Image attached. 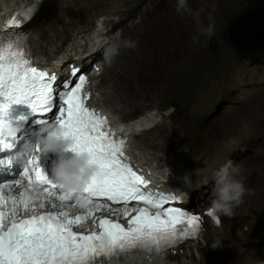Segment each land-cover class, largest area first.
<instances>
[{
    "label": "snow or ice",
    "instance_id": "obj_1",
    "mask_svg": "<svg viewBox=\"0 0 264 264\" xmlns=\"http://www.w3.org/2000/svg\"><path fill=\"white\" fill-rule=\"evenodd\" d=\"M6 23L9 29H18L23 21L12 18ZM79 72L73 68L71 76ZM56 81L55 74L31 66L18 32L0 38V126L9 124L10 105L27 104L40 117L38 124L56 122L62 135L72 141L70 150L86 152L98 169L83 191L68 192L46 177L39 155L26 145L16 160L22 166L19 177L27 185L17 178L0 183V209L11 206L10 217L0 210V264H103L101 258L133 250L158 253L195 238L202 227L201 215L164 207L172 202L170 197L142 190L149 182L125 161V140L114 138L107 118L86 106V76L65 80L59 91ZM8 138L12 137L0 132V151L12 148ZM16 186L22 189L18 196L12 194ZM104 201L122 205V213L114 208L116 219L100 218L98 225L94 221L86 229V219L109 207ZM77 208L86 210V215L72 214ZM206 215L219 223L210 208ZM121 216L126 225L120 222Z\"/></svg>",
    "mask_w": 264,
    "mask_h": 264
},
{
    "label": "rangeland",
    "instance_id": "obj_2",
    "mask_svg": "<svg viewBox=\"0 0 264 264\" xmlns=\"http://www.w3.org/2000/svg\"><path fill=\"white\" fill-rule=\"evenodd\" d=\"M69 1V13L65 22L70 26V36L63 37L65 40L62 45H59L57 40L55 44H50L39 38L36 28L40 24V15L37 11L49 8L46 16L50 20L62 4L66 6L65 0H41L34 5L35 16L34 12H31L27 17L24 31L27 32L28 41H34V51H39V54L34 53V57L40 59L42 53L46 57L57 56L58 59L54 62H62L63 65L66 61L73 62L71 64L79 63L83 70L88 72L92 70L90 61L99 57V68L107 64L113 69L115 67L112 65L116 63H119V66L132 65L136 69L133 82L143 95L140 100H134L138 108H126L118 95L107 105L110 110L121 111L125 122L151 111L156 119L150 128L156 124H164L163 128L178 129L179 133L190 127L199 133L222 114L230 117L243 110L246 113L245 118H248L244 125L247 126L253 123L251 112L256 113L262 117L261 123L258 124L261 128L254 134L246 135L244 138H247V141L238 143L236 150L241 162L257 165L255 170L264 172V49L259 51L260 53L256 52L259 56L253 59L244 57L232 45L227 30L234 21L236 12L247 9L248 0H187L190 11L181 13L176 11V0ZM92 17L93 20L85 23ZM209 27L212 29L211 35L201 31ZM50 28L47 33L53 37L55 30ZM137 31L144 32L139 41L142 45L150 47L149 60L155 64L154 69L145 68L144 63L139 71L134 57L130 59L126 51L121 56L123 40ZM98 32H102L104 38H98ZM91 38L98 40V43L85 48V40ZM103 39L104 43L119 45L117 54L111 60L106 58L105 54L98 55L97 58L90 57L89 60H84L78 54L74 56V60L67 56L71 54L67 50L73 42L80 53H91ZM212 44L215 49L211 48ZM25 47L29 52L28 42ZM137 77L138 80L135 81ZM106 78L108 76L105 69L100 76L95 77L93 84H99L101 90L105 88L104 90L110 91ZM100 105L102 106L101 103ZM188 110L194 115L191 121L186 116ZM115 118L121 116L116 113ZM158 128H153L154 135L160 133ZM177 139L179 146H176L173 152L164 153L166 157L162 162L155 159L150 149H146L143 155L145 161L148 158L154 161L151 168L156 167L157 163L160 164L159 171L166 175L162 179L170 183L180 180L186 189L189 170L178 165L185 144L182 136ZM130 140L135 141V138ZM234 148L235 146L232 150ZM213 162L215 160L206 165H199L198 168L214 170L216 163ZM211 166L213 169H210ZM253 181L254 178L249 179V183ZM222 217L225 219L224 215Z\"/></svg>",
    "mask_w": 264,
    "mask_h": 264
},
{
    "label": "bare ground",
    "instance_id": "obj_3",
    "mask_svg": "<svg viewBox=\"0 0 264 264\" xmlns=\"http://www.w3.org/2000/svg\"><path fill=\"white\" fill-rule=\"evenodd\" d=\"M37 1L0 0V23L3 21L6 23L9 19L13 18L15 14L18 15L17 10L24 14L23 16H17L19 20L24 22L27 20V17L30 16L31 12H34V5L38 3ZM65 4L66 6L63 4L61 5L50 20H48L46 16V12L49 8L47 10L40 9L37 11L38 15H40L38 17L40 24L36 30L39 32V38L41 40H45L50 44H55L57 40L59 41V45H62L65 40L63 37L70 36V26L65 22L67 14L69 13L68 7L70 1L65 0ZM91 20H93V17L86 20L85 23ZM59 25H61V27H59ZM25 27L26 26L23 27L24 31ZM49 27H51V30H55L53 37L49 36L47 33ZM24 34L27 35V32H24ZM143 34L144 32L137 31L130 37L124 39L121 51V56L122 53L126 51L130 59L134 57L135 62L139 66V71L140 66L144 63L147 69H154L155 65L149 60L150 47L142 45L139 41V37ZM2 35L3 32L0 30V36ZM98 38H104V34L98 32ZM97 43L98 40L91 38L85 40L84 45L85 48H87V46ZM128 44L133 46L129 47L127 46ZM34 45V41H28L29 53L33 61L31 62L32 66L38 69L43 67L49 71H54L55 74L58 73L61 75H66L70 68H75V64L72 66L70 65L73 63L71 61H66L64 65L62 62H54V60L58 59L57 56L46 57L43 53L42 55L40 53V59L34 57L35 52L39 54V51H34ZM76 46L75 42H73L71 47L67 50V52H71V54L67 56L74 60V56L78 54L84 60H89L90 57L97 58L98 55L103 56L106 49L110 46V43L107 44L101 41L99 48L91 53H88V51H82V53H80ZM64 52L66 51L64 50ZM37 60L42 62H37ZM119 65V63L112 65V67H115L113 69L108 67L107 64L104 65V70L106 69L108 76L106 80L110 84V91L104 90L105 88L101 90V86L98 84L93 93L89 94L91 103L97 106H101L100 103L102 104L101 108L103 112L107 114L110 122H125L123 120L124 115L121 111L118 109L110 110L107 107V105L114 100L115 95L119 96L121 103L126 105V108L134 107V109L138 108L134 100H140L141 96H143L142 93L136 89V83L133 82L136 69L132 65ZM99 70V67L97 69H92L91 73L96 75L99 73ZM143 74L149 78L151 77L146 72H143ZM94 80L95 78L91 82V87L96 86L93 84ZM137 80L138 77L135 81ZM96 95L99 96L96 97ZM116 113L119 114L121 118H115ZM251 115L253 117V123L244 126L248 118H245L246 113L243 112V110H239L230 117L226 114H222L212 120L208 127L199 133L192 127L179 133L178 129L171 127L163 128L164 124H156L153 128L156 126L159 127L160 133L154 135L152 133L153 128L150 127L153 126L154 119L156 118L151 114V111L129 122H125L126 125H118L120 136H128L126 144L129 146V150L126 156L133 164L145 168L151 180L158 186H165L170 184V182L162 179V177L166 175L162 171H159L158 168L160 164L157 163L156 167L151 168L154 161L151 158L145 161V155H143L144 151L150 149L153 151L155 159L162 162L166 157L164 153L167 151H175V147L179 146L177 138L179 136L183 137L185 144L184 151L180 153L179 164L175 163V165L178 164L179 167L189 170L188 186L186 189L183 188L180 180H175L171 183H175L179 188L181 204L187 205V207H185L186 209H206V207H209L212 191L210 173H212L213 170H209L208 168L200 170L198 168L199 165H206L215 160L213 163H216V168H218L225 160L231 159L233 162L241 164L246 170L244 173V182L246 188L251 191L243 196L238 205L233 206L232 216L229 217L224 215V219L222 215H219V228L213 227L209 223L210 221L206 219L204 221L205 227L199 232L197 239L193 240L190 238V241H186L175 249H171L165 253L164 257H162L165 264H264V172H257L255 170L257 165L241 162L236 150V145L238 143L241 144V142L247 141V138H244L246 135L249 136L254 134L261 128L258 124L261 123L262 117L252 112ZM186 116L190 121L194 117L193 113L189 110L186 112ZM184 121L186 122V119H184ZM130 138H135V141H131ZM233 146H235V148L232 150ZM210 169H213V167L211 166ZM250 178H254L252 183H249ZM171 188H173V186ZM156 261L157 260H153L152 263ZM127 264H146V261L143 259H136Z\"/></svg>",
    "mask_w": 264,
    "mask_h": 264
},
{
    "label": "clouds",
    "instance_id": "obj_4",
    "mask_svg": "<svg viewBox=\"0 0 264 264\" xmlns=\"http://www.w3.org/2000/svg\"><path fill=\"white\" fill-rule=\"evenodd\" d=\"M175 7L178 13L190 11L187 6V0H176ZM201 31L205 32L207 35H211L212 29L209 27L208 29H203ZM127 46L131 47L133 45L128 44ZM118 48V44H111L106 49V58L111 59L115 56L118 52ZM17 131L18 128L11 124L0 126V132L8 137H14L17 134ZM37 137V143L28 149L33 155H39L41 152L60 154L52 170L56 183L61 185L63 189L68 192L79 193L83 191L85 186L98 171L96 165L90 162L89 155L86 152H73L74 155L70 158H66L63 153L70 150L72 141L62 135L61 129L56 122L40 125ZM37 148L39 149V152L36 151ZM245 171L246 170L241 164L235 163L231 159L225 160L224 163L213 170L211 173L212 191L209 202V208L213 215L232 216L233 206L238 205L243 196L251 191L245 186ZM176 190L180 196L179 189ZM141 205L142 204H139L137 207H141ZM174 205L186 209L181 205V200L180 203ZM186 210L195 212L198 209L191 208ZM131 214H135V212L133 211ZM171 249L172 248L161 253L157 261L151 264H165L162 257H164L165 253ZM131 262H126L124 264Z\"/></svg>",
    "mask_w": 264,
    "mask_h": 264
},
{
    "label": "water",
    "instance_id": "obj_5",
    "mask_svg": "<svg viewBox=\"0 0 264 264\" xmlns=\"http://www.w3.org/2000/svg\"><path fill=\"white\" fill-rule=\"evenodd\" d=\"M228 37L242 54L264 49V5L247 9L228 27ZM212 49L215 45L212 44Z\"/></svg>",
    "mask_w": 264,
    "mask_h": 264
},
{
    "label": "trees",
    "instance_id": "obj_6",
    "mask_svg": "<svg viewBox=\"0 0 264 264\" xmlns=\"http://www.w3.org/2000/svg\"><path fill=\"white\" fill-rule=\"evenodd\" d=\"M248 4L249 6L247 7V9L249 8H252V7H256V6H261V5H264V0H248ZM246 9V10H247ZM246 10H239L238 12H236L235 14V18H234V21L243 13L245 12ZM232 21V22H234ZM227 30H228V27H227ZM260 53V52H259ZM259 53H246V54H242L244 57H247V58H250V59H253L257 56H259Z\"/></svg>",
    "mask_w": 264,
    "mask_h": 264
}]
</instances>
